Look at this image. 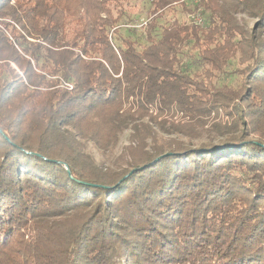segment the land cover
I'll return each mask as SVG.
<instances>
[{
    "label": "trees",
    "instance_id": "trees-1",
    "mask_svg": "<svg viewBox=\"0 0 264 264\" xmlns=\"http://www.w3.org/2000/svg\"><path fill=\"white\" fill-rule=\"evenodd\" d=\"M187 1L0 0V264H264V0Z\"/></svg>",
    "mask_w": 264,
    "mask_h": 264
},
{
    "label": "rangeland",
    "instance_id": "rangeland-1",
    "mask_svg": "<svg viewBox=\"0 0 264 264\" xmlns=\"http://www.w3.org/2000/svg\"><path fill=\"white\" fill-rule=\"evenodd\" d=\"M192 2H194V1L192 0ZM192 2L187 1V3H186L184 8L180 4H176V5H174L172 7V10L171 9L165 10L163 17H161V19L158 20V23L159 24H164L166 22L171 21L174 18L178 19L179 21H189L188 19H190V16L194 15L193 14V3ZM135 6H136L135 7L136 8V14L134 16H137L138 19H141L145 15H147L146 11H147L149 5H148V3L146 1L137 2ZM198 18H201V15L197 14L196 16H194V19H198ZM148 19L149 18L143 19V20L148 21ZM253 23H254V19H248L249 27H251L253 25ZM120 31H121V33L123 35L132 34L131 32L125 31L124 28H121ZM136 34H139V33H136ZM132 35L135 36L134 33ZM233 67H231V68H233ZM237 79L239 80V78H237V76H235V77L230 76V77H228L227 82L229 84H233L234 85L236 82H238ZM179 118H180L179 114H175L174 119L178 120ZM129 133H130V130L129 129H125L120 134V137H119V140H118V143H117L116 147L113 150H111V151H100V150L96 149L92 143H87L85 145L84 150L88 154L92 155L94 157L95 161L99 165L106 166V167H114L113 165L115 163L116 157L120 153H122V150L124 149V147L126 145H128V143H129L128 142L129 141ZM159 134H161L162 138H167V136L165 134H162L160 132H159ZM205 138L206 137L204 135H202L200 138H198L196 140H193L192 141V145L193 146H197L199 143H201L204 140L208 141ZM180 139L184 140V141L186 140L183 137H181Z\"/></svg>",
    "mask_w": 264,
    "mask_h": 264
},
{
    "label": "built area",
    "instance_id": "built-area-1",
    "mask_svg": "<svg viewBox=\"0 0 264 264\" xmlns=\"http://www.w3.org/2000/svg\"><path fill=\"white\" fill-rule=\"evenodd\" d=\"M145 24H146V21H144L142 24L138 25V27L143 26ZM65 85L68 86L69 88H71V85H69V84H65Z\"/></svg>",
    "mask_w": 264,
    "mask_h": 264
},
{
    "label": "water",
    "instance_id": "water-1",
    "mask_svg": "<svg viewBox=\"0 0 264 264\" xmlns=\"http://www.w3.org/2000/svg\"><path fill=\"white\" fill-rule=\"evenodd\" d=\"M160 158H161V156H159V157L155 158V159L152 161V163H154V162L158 161Z\"/></svg>",
    "mask_w": 264,
    "mask_h": 264
}]
</instances>
